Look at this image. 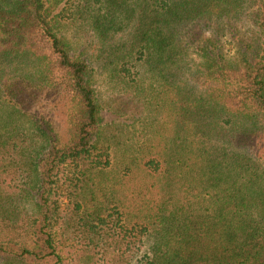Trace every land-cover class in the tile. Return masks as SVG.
<instances>
[{
    "label": "trees",
    "instance_id": "1",
    "mask_svg": "<svg viewBox=\"0 0 264 264\" xmlns=\"http://www.w3.org/2000/svg\"><path fill=\"white\" fill-rule=\"evenodd\" d=\"M97 1L107 12L92 13L94 24L107 34L116 29L114 13L127 0ZM242 1L152 0L154 9L142 8L136 37L142 35L146 51L150 57L156 55L158 63L176 61L179 47L183 48L179 30L186 23L230 15ZM258 1L256 23L264 51V0ZM67 3L0 0V264L62 262L52 232L58 208L57 200L52 201L58 166L67 161L88 164L76 169L77 186L89 170L106 169L113 163L110 154L100 152L97 145L103 117L88 64L81 54L72 52L63 34L64 21L70 16L65 14ZM201 45L208 78L246 77L245 87L222 95L235 99L245 90L242 105L235 107L212 93L192 105L187 96L183 101L191 107L184 110L193 108L201 117L213 115L215 132L201 125L196 134L199 142L170 145L163 157L153 155L144 162L153 173L166 174L168 182L177 177L183 191H141L138 211L144 222L131 230L125 228V212L118 208L106 215L95 211L84 220L86 227L101 234L98 244L104 246L105 240L113 238L117 245L124 243L125 252L136 250L133 255L148 234L150 250L137 264H264V161L251 145L263 129L264 54L256 55L260 62L245 54L242 70L239 65H228L213 39L197 47ZM61 92L74 103L69 118L71 138L65 143L54 121L39 115L40 109L46 112L48 108L40 107L38 114L32 108L42 95ZM178 126L175 135L181 137ZM213 134L224 135L223 143H210ZM5 187L21 191L19 197L29 198L32 206L4 204ZM83 207L77 202L74 211Z\"/></svg>",
    "mask_w": 264,
    "mask_h": 264
},
{
    "label": "rangeland",
    "instance_id": "2",
    "mask_svg": "<svg viewBox=\"0 0 264 264\" xmlns=\"http://www.w3.org/2000/svg\"><path fill=\"white\" fill-rule=\"evenodd\" d=\"M258 4V0H243L235 13L186 23L179 30L180 44L183 45V48L179 47L181 53H178L176 61L163 65L157 62L156 55L150 57L142 35L136 37L142 8L154 9L152 0H127L114 13L116 29L107 34L94 24L92 13L107 12L100 8L97 0H69L65 14L71 17L64 21L63 34L72 52L81 54L88 64L103 117L97 145L100 152L110 154L113 163L106 169L89 170L77 186L75 177L78 174L75 175V171L86 168L88 164L67 161L58 166L60 169L54 184L56 195H52V201L57 200L58 208L52 232L57 251L63 259L56 264H137V259L150 250L152 240L148 234L144 235L145 243L136 252L137 256L133 255L136 250L125 252L124 243L117 245L113 238H108V242L105 240L102 246V243H97L101 234L86 227L84 220L95 211L101 210L100 214L106 215L118 208L125 212L122 215L125 228L131 230L136 223L144 222L143 213L138 211L141 191L157 194L158 191L181 190L177 177L168 182L166 174L153 173L144 166V162L153 155L163 157L165 148L170 145L183 141L199 142L196 134L200 132L198 128L201 125L215 132L213 115L201 117V113L193 108L191 112L184 110L191 107L183 101L187 96L192 105L202 96L209 97L210 93L215 99L225 100L235 107L242 105L240 100L246 99L245 90L235 99H226L222 95L227 96L234 87H245L248 83L246 77L242 80L229 76L208 78L202 64L204 50H200L204 44L200 48L197 46L201 41L205 43L213 39L216 50L228 65H239L242 70L245 65L241 59L245 54L260 62L264 51L256 23ZM258 52L260 56L256 57ZM69 97L62 92L44 94L34 102L37 106L32 107L35 114L40 107L48 108L46 112L40 109L39 115L44 114L54 121L62 143L71 138L69 118L74 103ZM178 124L181 125V137L175 135L180 128ZM220 125L226 127L221 122ZM262 125L261 136L252 140L251 145L264 161V118ZM222 137L224 135H214L209 142L219 145L223 143ZM44 163L39 167L40 171ZM20 192L5 187L4 198L7 200L4 204L32 206L29 198L19 197ZM77 202L84 205L78 213L74 211ZM80 217L82 222H79ZM135 232L129 237H133ZM90 239L94 242L91 243ZM104 249L107 251L103 252ZM50 261V264H55V260Z\"/></svg>",
    "mask_w": 264,
    "mask_h": 264
}]
</instances>
